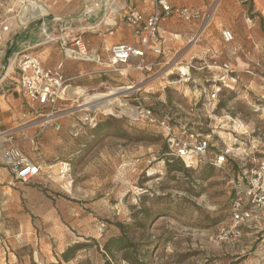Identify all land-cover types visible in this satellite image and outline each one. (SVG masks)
I'll return each instance as SVG.
<instances>
[{
	"label": "rangeland",
	"instance_id": "rangeland-1",
	"mask_svg": "<svg viewBox=\"0 0 264 264\" xmlns=\"http://www.w3.org/2000/svg\"><path fill=\"white\" fill-rule=\"evenodd\" d=\"M217 1L196 0L206 14L204 21L174 22L183 41L163 56L162 65L149 77L125 85L110 79L113 70H100L90 78L68 81L84 94L61 105L67 112L59 118L60 129L44 126L38 150L32 144L25 146L43 163V173L30 183L12 180L10 175L0 179V264H75L82 258L102 264L92 240L117 233L116 222L133 223L128 232L143 264L257 263L254 235L236 244L217 236L229 220L234 176L254 168L253 158L264 157V47L261 56L248 33L246 17L250 10L257 14L253 0ZM5 18L6 9L0 6L3 30ZM202 26L200 38L190 41ZM227 28L235 35L231 43L222 38ZM13 49L14 45L0 47V79L13 63ZM22 49L19 45L15 50ZM239 59L247 64L237 67L235 90L223 89L216 107L203 105L200 92L212 82L214 66L226 60L237 66ZM182 67L187 68L188 82L181 81ZM129 86L106 107L79 106L93 94ZM196 100L197 109L191 111ZM140 104L152 108L158 118L168 114L194 131L211 133L220 148L221 136L237 130L245 142V151H238L244 159L241 153L238 163L229 160L225 168L170 171L168 160L175 157L168 154L160 127L134 118L135 106ZM36 108L38 131L43 126L39 113L46 109ZM20 123H27L26 119ZM98 123L106 129L94 134ZM115 129L121 135L110 133ZM61 160L69 163L65 174L57 173L60 164L49 167ZM147 208L162 215L148 219L141 212ZM77 242L90 246L65 261L62 253Z\"/></svg>",
	"mask_w": 264,
	"mask_h": 264
},
{
	"label": "built area",
	"instance_id": "built-area-1",
	"mask_svg": "<svg viewBox=\"0 0 264 264\" xmlns=\"http://www.w3.org/2000/svg\"><path fill=\"white\" fill-rule=\"evenodd\" d=\"M17 1L21 4L20 18L23 26H26L27 23H35L39 18L44 19L37 28L41 34L40 40L36 42L37 45L57 43L65 57L101 65L103 66L101 71H119V64L134 61L135 68L146 73L148 77L154 73V66L153 63L147 61V53L150 51L158 56L165 55L162 45L163 37L160 32V22L164 18L175 16L185 22H193L201 18L203 21L207 19L206 14L200 8L188 5L174 6L171 0H153L154 9L149 14H144L137 8L128 9L124 12L123 19L136 28V34L140 37V45L135 46L127 43L113 45L110 48V58L106 63L101 53L92 47L81 34L70 36L73 19L53 17L42 0ZM30 1H37L42 5L46 10V15H33L25 21L23 13ZM242 1L250 2L251 0ZM255 19V12L250 10L246 17L247 23L253 25ZM4 29L7 30L8 27L5 26ZM203 30L204 26L192 36L190 41L198 35L195 39L197 41ZM222 38L226 43H231L235 36L233 31L227 28L222 31ZM12 57L13 66L18 72L17 84L25 97L30 104H38L46 109L45 112L39 113V116L43 117L42 128L30 138L33 148L38 150L40 145L38 138L43 132L44 126L54 125L56 129H60L59 118L67 112L66 109H61V105L65 106L66 101L75 98L68 93V89L72 85L64 74L63 61H60L55 67L45 66L40 57L31 53L28 47H24L20 51L14 50ZM214 67L216 70L213 72L212 82L204 86L200 92L201 97L204 98L203 105L212 107H216L219 103L223 89L235 90L238 85V75L230 62H222ZM188 74L181 72V81H190L191 78ZM198 102L199 100H196L194 104H191V111L197 109ZM133 115L134 118L156 123L166 140L168 154L181 159L187 168H198L205 164L216 168H225L229 160L238 163V155L241 153V158L244 159L243 152L238 151H245V142L237 130H235L236 134L229 132L228 134L231 136L225 138L221 136L223 146L220 148L219 144L212 142L211 133L194 131L187 124L176 122L168 114L158 118L150 107L137 105ZM94 119L92 118L91 121ZM26 125L28 123H20L10 128L0 129V164L8 170L12 180L22 183H30L43 173L42 165L34 161L15 144L16 137L27 127ZM253 161L256 163L254 168L238 171L234 176L229 220L219 228L217 238L220 241L236 244L246 235H254L256 264H264V157L253 158ZM67 165L69 163H64L60 168L62 174L68 171Z\"/></svg>",
	"mask_w": 264,
	"mask_h": 264
},
{
	"label": "crops",
	"instance_id": "crops-1",
	"mask_svg": "<svg viewBox=\"0 0 264 264\" xmlns=\"http://www.w3.org/2000/svg\"><path fill=\"white\" fill-rule=\"evenodd\" d=\"M42 2L52 16L73 19L74 22L71 24L70 31L72 33L70 36L74 37L77 34H81L92 47L101 53L106 63L110 58V48L113 45L118 43L140 45V37L136 34V28L126 23L123 19L124 12L131 8H137L144 14H149L154 9L153 0H42ZM171 3L174 6L188 5L200 8L196 0H171ZM253 4L257 14L255 23L253 25L248 24V33L253 38L252 43L254 42L256 51L261 55L264 47V0H253ZM0 6L6 9V18L4 20L7 23L5 26L8 27L7 30H3V23L0 25V47L14 45L13 50L17 49L19 45L28 47L31 53L40 57L45 66L55 67L60 61H63V70L68 81L79 79L82 76L90 78L103 68V66L91 62L65 57L57 43L37 45L36 42L40 40L41 34L37 29L31 30L33 24L31 26L22 25L20 18L21 4L17 0H0ZM176 21L183 20L173 16L164 18L160 22V32L163 37L162 45L165 54L171 52L173 49L175 50L178 43L183 41V33L174 25ZM52 52H56L55 55H52ZM164 58L150 51L146 57L148 62L153 63L154 68L162 65ZM231 64L237 71V67L243 68L247 63L239 59L237 66L233 63ZM118 66L120 68L119 71H111L113 73L109 77L112 80L121 81L125 85L135 80L139 82L146 75V73L135 68L134 61L126 64L122 63ZM17 81L18 72L12 63L9 66V71L0 79V129L10 128L19 124L21 120L26 119V122L30 124L18 134L15 144L25 154L43 166L42 162L33 158L25 150L27 143L31 144L30 138L37 132V128L35 129V127H37L38 120H36L35 113L37 112L36 106L38 107L39 105L30 104L22 89L18 86ZM104 82L102 81V83ZM49 133L50 130H47L46 134ZM43 145L45 144L43 143ZM47 145L46 142L45 146L49 148ZM64 163L63 160L53 162L49 167L60 164L57 173H61L60 168ZM8 175H10L8 170L0 164V179L4 180Z\"/></svg>",
	"mask_w": 264,
	"mask_h": 264
},
{
	"label": "trees",
	"instance_id": "trees-1",
	"mask_svg": "<svg viewBox=\"0 0 264 264\" xmlns=\"http://www.w3.org/2000/svg\"><path fill=\"white\" fill-rule=\"evenodd\" d=\"M114 119V118H113ZM106 129L104 124H97L95 130H93L94 134H100L99 132ZM109 133V131L107 132ZM113 135H121L119 129H115L110 131ZM140 133V131H138ZM167 147V144L165 148ZM168 148V147H167ZM202 166H211L209 164H205ZM168 167L171 170L176 171H187L190 168H187L181 159L174 158L173 160H168ZM231 204V200H230ZM230 210V207H229ZM146 215L148 219H151L152 216L162 215L157 212H153L150 209H144L141 211ZM116 227L118 229L117 233L108 234L102 238L101 241L92 240L96 245V250L100 255L102 260V264H143V260L140 255L136 252L134 242L129 236L128 229L133 223H123L116 222ZM139 224L138 226H140ZM90 246L88 242H77L73 245H70L66 248V250L62 253V258L65 261H70L72 258H75V253L86 247ZM38 264V263H34ZM46 264H61V262H50ZM75 264H90V259H76Z\"/></svg>",
	"mask_w": 264,
	"mask_h": 264
},
{
	"label": "bare ground",
	"instance_id": "bare-ground-1",
	"mask_svg": "<svg viewBox=\"0 0 264 264\" xmlns=\"http://www.w3.org/2000/svg\"><path fill=\"white\" fill-rule=\"evenodd\" d=\"M218 1H220V0H218ZM218 1H217V3H219ZM37 14L38 15L42 14L43 16L46 15L45 8L42 5H40L37 1H30L29 4L27 5L26 11L23 13V19L25 21H27L33 15H37ZM197 37H198V35L195 37V39ZM195 39L192 40V42H195ZM182 72H183V74H187V68L186 67H182ZM130 88H131L130 86L129 87H122V88L116 89V91H112V92H109V93H103V92L101 93V92H99V93L93 94V95L89 96L88 98H86L87 100L84 101L79 106H87V107H91V108L106 107L107 105L110 104V102L118 94L126 93ZM68 93H69L70 96H75L77 94H80V95L84 94V91H83V89L81 91V90H76V88L70 87L68 89ZM125 109L127 110V108H125Z\"/></svg>",
	"mask_w": 264,
	"mask_h": 264
},
{
	"label": "water",
	"instance_id": "water-1",
	"mask_svg": "<svg viewBox=\"0 0 264 264\" xmlns=\"http://www.w3.org/2000/svg\"><path fill=\"white\" fill-rule=\"evenodd\" d=\"M54 17V16H53ZM61 17V16H60ZM78 17V16H77ZM65 19V18H64ZM43 18H39L32 26H31V30H36L41 23L43 22Z\"/></svg>",
	"mask_w": 264,
	"mask_h": 264
}]
</instances>
